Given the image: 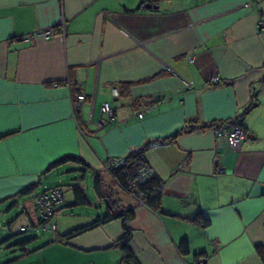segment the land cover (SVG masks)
<instances>
[{"label":"crops","instance_id":"obj_1","mask_svg":"<svg viewBox=\"0 0 264 264\" xmlns=\"http://www.w3.org/2000/svg\"><path fill=\"white\" fill-rule=\"evenodd\" d=\"M260 20L264 0H0V203L23 200L21 226L34 225L40 191L71 189L42 186L47 177L77 172L72 182L85 189L87 176L93 187L98 174L104 194L93 190L101 209L110 199L134 211L129 246L141 264H264L256 250L264 245ZM49 27L57 31L49 38H20ZM77 93L84 97L76 115ZM105 102L114 116L98 125ZM239 120L245 139L238 148L215 126L184 128ZM152 140L161 143L144 156L162 180L158 209L122 189L106 165ZM68 154L83 162L48 170ZM31 184L33 199L16 197ZM104 211L86 213L87 222ZM71 225L60 231L56 224L57 239L38 249L47 252L40 264H128L116 244L121 218L60 240L79 224ZM26 255L8 264H32Z\"/></svg>","mask_w":264,"mask_h":264},{"label":"trees","instance_id":"obj_2","mask_svg":"<svg viewBox=\"0 0 264 264\" xmlns=\"http://www.w3.org/2000/svg\"><path fill=\"white\" fill-rule=\"evenodd\" d=\"M152 1L158 2L159 0H152ZM22 35H20V38ZM77 91H79L78 88H77ZM119 93H121V92L119 91ZM253 105H254V103L251 102L246 107L243 114H245V112H247V110L250 109ZM79 112H80V109L75 108V114L77 115ZM113 116H114V112H113ZM110 119H108V120H110ZM236 123H238L239 125L242 126L240 120L236 121L235 124ZM207 126H210V127L215 126V128L223 127L221 125V123L218 124V122L205 123V124H199L198 125L195 121H193V123L190 122L184 128L193 129L195 127L197 128V127H207ZM175 134H177V133L175 132L174 134L168 135L164 138H160V140L163 142L169 141V140L171 141L173 139V137L175 136ZM149 143H150V141H148L147 144H145V145H143L137 149L134 148L132 151H130L129 153H127L126 155L123 156L124 162L121 165L115 166V167L111 166L110 170H111L116 182L118 183V185L122 189H124L126 191H130V192H135L148 205H150L154 209H158L160 207V199H161V186H162L161 178L158 176V174L156 172H154L151 175L147 176L146 179L140 180V179H138L137 172H136V169L138 168V165L141 162L142 163H148L145 156H144V152L148 148ZM67 161L83 162V160L79 156L74 155V154H68V155H64V156L58 158L57 160H55L54 162H52L49 165L48 170H50L51 168H55L58 165H60L64 162H67ZM35 186H36V184H31L27 187L22 188L20 190V192H18L16 194V197L31 193L35 189ZM70 186H71V190H72V194H73V199L69 203V206L89 203L88 194L86 193L85 189L79 185L78 182L71 183ZM58 187H60V186H58ZM93 187H94L95 192L98 195L102 196L104 194V189L102 187V181H101V178L98 174L94 177ZM13 202H11L10 205H12ZM55 210H56V208H55ZM133 217H134V211L132 208L125 207V206L117 208L116 203H114L113 201L108 199V201L106 203V209H105L103 215L98 214L93 220H91L87 223L79 224L77 226L72 227L71 229L67 230L63 234L59 235V239L60 240L70 239L71 237H74V236H76L82 232H85L89 229H92V228H94L100 224H103L105 222H108L112 219L121 218L123 225H124V231H123L122 235L116 241V244L119 246L120 250L122 251V256H121L120 261L123 263H128V264H141L139 259L137 258V256L134 254V252L132 251V249L129 246V242L131 239V230H132L131 225H130V220H132ZM205 222H207V219H204V223ZM32 226H34V225H32ZM29 228H27V229H29ZM27 229H24V230H27ZM31 239L32 238H28V239H25L23 241H18L17 243L20 244V246H21L20 249L22 250V252L20 254H17L15 256L9 257V258L1 261L0 264H8V263L12 262L13 260L21 258L26 253V251H24L25 247H26V243L28 241H30ZM179 247H180V250L182 252L189 251V241L187 240V238H182L180 240ZM256 250L264 262V245L257 244ZM202 254H204V252L200 253L199 255H202Z\"/></svg>","mask_w":264,"mask_h":264},{"label":"rangeland","instance_id":"obj_3","mask_svg":"<svg viewBox=\"0 0 264 264\" xmlns=\"http://www.w3.org/2000/svg\"><path fill=\"white\" fill-rule=\"evenodd\" d=\"M67 167H72V166L68 165ZM60 175L64 176V180L61 179L60 181H58V176ZM78 175L77 172L76 175H74V173L70 171L60 172L57 177L56 176L55 177L52 176V178L47 177V179H45L46 181L44 180L42 186H45L46 184L63 185V184L73 183L72 182L73 176H78ZM42 186L37 185L36 189H40ZM83 187H85L86 189V193L88 194L90 202L86 204H77L71 206L67 205L69 200H71V195H72L71 189L69 187L62 188L64 201L61 203L62 205L61 208H59L52 217V221L58 225V229L60 231L64 230L70 224L74 226L76 224L85 223L88 220H90L86 213L89 214L90 212L91 214H96L97 212H99V214L103 213L104 210L101 209L100 207L101 202L99 201V198L95 194L92 187L91 174L87 176L86 183ZM33 196L34 195L32 193L26 194L24 195V198L31 200L33 199ZM22 201L23 200H21V203ZM10 202L11 201L9 200L6 201L5 203H0V262L6 258L15 256L22 252V250L20 249L21 248L20 244L17 243L18 241H23L25 239L32 238L30 241L26 243V253H27L26 256L28 257L31 255L30 258L33 262L32 264H40L42 259L44 258V255L47 252H45V250L40 251L38 249H40L39 247L46 245L49 241L53 239H57V235L56 236L54 235L55 230L52 231L49 229H41L40 227L37 226L38 221L36 220L34 221L35 223L34 226H32L29 223L30 224L29 229L27 230L22 229L21 223H23V221H22V217H20L21 213H23L22 204L20 203V206L19 205L11 206ZM30 208L32 214H35L34 209L32 207ZM32 217H34V215H32ZM37 250L39 252L32 255V253H35V251Z\"/></svg>","mask_w":264,"mask_h":264},{"label":"built area","instance_id":"obj_4","mask_svg":"<svg viewBox=\"0 0 264 264\" xmlns=\"http://www.w3.org/2000/svg\"><path fill=\"white\" fill-rule=\"evenodd\" d=\"M62 27L60 28L61 32L65 30V23H61ZM259 26L264 25V21H259ZM57 31L55 27H49L46 29H41L38 31H35L33 34H23L21 38L24 41L31 40V37L35 34L37 36H41L44 38H49L53 34H55ZM218 77L214 78V81H218ZM112 94L114 96H117L119 94L118 88L113 87L112 88ZM84 97L83 94L77 93L74 94V100H73V110L75 114V108L80 109V99ZM103 116L100 117L98 121V125H102L108 119L113 117V109L109 102H105L102 106ZM215 133L217 136L223 137L226 139L228 143L233 145L234 147L238 148L242 141L245 139V131L241 125L238 123L233 124L232 126H226V127H218L215 128ZM161 143V141L158 140H152L149 143V146H157ZM124 162L123 156H117L110 158L106 165L110 168L111 166H119ZM137 177L140 180L146 179L147 176L151 175L155 172V170L148 164V163H140L138 165V168L136 169ZM62 189L58 186L50 187L46 190L41 191L37 194L36 197V206H37V216H38V227L41 229H49L54 231L56 229V224L52 221V217L55 213V208L58 203H60L63 199V193ZM30 225H23L21 226L22 229L29 228ZM203 261V257H198V262L201 263Z\"/></svg>","mask_w":264,"mask_h":264},{"label":"water","instance_id":"obj_5","mask_svg":"<svg viewBox=\"0 0 264 264\" xmlns=\"http://www.w3.org/2000/svg\"><path fill=\"white\" fill-rule=\"evenodd\" d=\"M148 7H156L157 5L156 4H152L151 2H148L147 4H146Z\"/></svg>","mask_w":264,"mask_h":264}]
</instances>
